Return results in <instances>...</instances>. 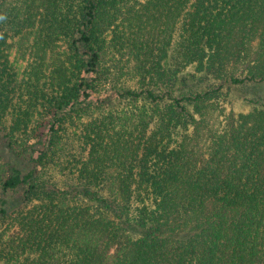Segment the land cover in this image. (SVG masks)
I'll return each mask as SVG.
<instances>
[{"label": "trees", "instance_id": "obj_1", "mask_svg": "<svg viewBox=\"0 0 264 264\" xmlns=\"http://www.w3.org/2000/svg\"><path fill=\"white\" fill-rule=\"evenodd\" d=\"M259 83L264 0H0V264H264Z\"/></svg>", "mask_w": 264, "mask_h": 264}, {"label": "rangeland", "instance_id": "obj_2", "mask_svg": "<svg viewBox=\"0 0 264 264\" xmlns=\"http://www.w3.org/2000/svg\"><path fill=\"white\" fill-rule=\"evenodd\" d=\"M230 99V102L226 103L228 109H234L236 112L248 111L251 108L250 101H257L259 99L264 101V83L236 87L233 89ZM8 224L10 223L0 222V225L3 227Z\"/></svg>", "mask_w": 264, "mask_h": 264}]
</instances>
